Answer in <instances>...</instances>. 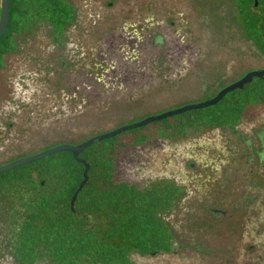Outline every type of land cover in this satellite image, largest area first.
Listing matches in <instances>:
<instances>
[{"label": "rangeland", "instance_id": "obj_1", "mask_svg": "<svg viewBox=\"0 0 264 264\" xmlns=\"http://www.w3.org/2000/svg\"><path fill=\"white\" fill-rule=\"evenodd\" d=\"M71 1L79 4L76 20L60 41L50 24L41 23L17 36L16 48L3 56L0 165L211 99L252 69L264 68V55L238 22L236 0ZM165 20L182 29L185 56L163 68L143 60L139 67L147 78L110 83L103 70L112 64L133 69L134 56L143 53L124 46L121 57L104 59L109 38L125 26L140 33L138 23L154 28ZM93 58L100 60L97 69ZM150 128L155 135L140 144L133 143L140 129L119 135L117 175L140 183L171 177L186 195L164 216L173 250L133 253L132 264H264V105L249 106L235 129L205 127L173 137ZM92 154L90 149L84 157L91 161ZM12 222L0 211V264H21L2 253Z\"/></svg>", "mask_w": 264, "mask_h": 264}, {"label": "trees", "instance_id": "obj_2", "mask_svg": "<svg viewBox=\"0 0 264 264\" xmlns=\"http://www.w3.org/2000/svg\"><path fill=\"white\" fill-rule=\"evenodd\" d=\"M237 1L240 25L264 53V8H252L253 0ZM10 11L8 29L0 42V67L3 56L16 48L14 32L31 30L35 19H44L53 35L60 36L73 9L64 0H12ZM252 83L214 106L129 130H141L133 143L152 139L151 126L158 136L173 137L205 127L235 129L248 105L264 102L263 79ZM120 136L96 143L81 154L84 157L93 150L91 161L87 159L89 180L79 193L75 210L71 199L83 180L84 165L69 151L0 173V211L13 221L2 253L21 264L39 259L50 264H131L133 253L171 252L174 234L164 216L183 200L186 188L175 179L137 183L117 175L115 154L122 147Z\"/></svg>", "mask_w": 264, "mask_h": 264}, {"label": "flooded vegetation", "instance_id": "obj_3", "mask_svg": "<svg viewBox=\"0 0 264 264\" xmlns=\"http://www.w3.org/2000/svg\"><path fill=\"white\" fill-rule=\"evenodd\" d=\"M64 1L67 2L73 9L72 17H71V20L69 21V23H71V22L76 20L75 16H76V11L78 10L79 4L77 2L71 1V0H64ZM257 1H258V4L256 5L255 4L256 0H253L251 7L257 11H259V10L261 11L264 8V0H257ZM11 2H12V0L10 1V5H11ZM236 3H237V8H238V1L237 0H236ZM111 4L112 3L109 2V5H111ZM21 6L23 7V5H21ZM45 22H46V20H44V19H41V20L35 19L33 21V24H35L34 28L37 27L38 25H40L41 23H45ZM175 22H176L175 20H169V22L167 20L157 22L155 24L154 28L152 26L140 25L141 23L140 24L138 23L137 29L140 33H137L135 31V29H136L135 26H134V29H132L131 31L127 30V28L129 26H125V27H123L124 30L120 34L116 35V37L115 36L110 37L109 39L111 41V45L103 48L104 52L101 53L102 54L101 57L104 59L110 58L112 56L121 57V55H123L121 50L123 49L122 47H124V46H132V48H134L135 51L137 50V51H141L143 53V55H141V57H139V58L134 56L135 64H134L133 69H129V68H125V67H117V66L112 64L110 66V68H108L107 70H103V72L108 75V80L110 81V83H120L122 85H124V84L128 85L132 81H138L140 79L142 80L145 77L147 78L149 73L147 71H144V70L141 71V69L139 67V66H141L142 63H144L143 60L146 63H151V61H152L153 66H156L157 68H163V66L168 67V64H169V66H172V60H174V59L179 60L180 57H184L186 54L187 46L183 43L184 36H182V29L179 28V30H177V29L174 30ZM238 22H239V19H238ZM46 23H48V22H46ZM185 23H187L186 18H184L182 20V22L181 21L179 22V24H181V26L184 25ZM34 28H31V30H33ZM261 28H262V35L264 37V27H261ZM27 31H29V30H27ZM24 32H26V31H24ZM24 32H14L12 35V39L14 40V42H16L17 36L23 35L22 33H24ZM141 32H144V36H142ZM245 32H246V30H245ZM246 34H247V32H246ZM54 37L56 39H58V41H60V39H62L64 36L60 35V36H54ZM248 37L256 45L255 40L249 35H248ZM166 39L169 40V43L167 45L164 44ZM116 45H117L119 51L116 49ZM143 48H146L148 51L146 49H144L146 51H143L142 50ZM259 51L264 55V53L260 49H259ZM10 52H12V51H10ZM10 52H8V53H10ZM125 54L126 53L124 52V55ZM133 54H135V52H133ZM93 61H94V63L92 64V67L94 66L97 69L98 67L96 65L100 64V60L99 59L95 60V58H93ZM178 63H179V61H178ZM135 65H137V66H135ZM260 69H264V68L252 69L251 71L260 70ZM90 70H92V69H90ZM118 72H120L119 75H117ZM243 77H241V78H243ZM256 78L257 77H255L253 79V81ZM261 79H263V81H264V76ZM247 85L248 84H246L244 88H246ZM85 86H86V89L90 90L89 84H85ZM262 105H264V102L259 103V104H250L246 107L244 112L247 110V108L249 106H262ZM244 112L242 113V116H241L238 124L241 123V121L243 120ZM238 124L235 126L236 128H237ZM257 134H258V137H260L259 136L260 134L259 133H257ZM238 143H239V141H238ZM138 144H140V143H138ZM262 147H264V146L262 145ZM260 154H262V156H264V148H262L260 150ZM160 160L164 161L165 158L161 157ZM141 163H142V161H141ZM191 165H193V164H191ZM164 178L172 180L171 177H164ZM159 179H162V178H159ZM131 181L140 183V181H138V180H131Z\"/></svg>", "mask_w": 264, "mask_h": 264}, {"label": "water", "instance_id": "obj_4", "mask_svg": "<svg viewBox=\"0 0 264 264\" xmlns=\"http://www.w3.org/2000/svg\"><path fill=\"white\" fill-rule=\"evenodd\" d=\"M10 1L11 0H1L0 42L2 40L3 34L8 29V25L10 21V14H11ZM255 4L256 5L258 4L257 0ZM263 76H264V69L250 71L243 78L225 86L211 99L204 100L198 103L187 104L179 108L168 110V111H165L159 114L150 115L142 119L141 121L134 122L131 124H126L116 129H113L111 131L91 136L88 139H85L84 141L77 143V144H72V143L60 144L50 149L43 150L37 154L19 158L10 163L0 165V173L6 172L9 170H14L24 164H29V163L39 161L43 158L57 154L59 152L69 151L73 154V157L77 162L84 165L83 180L80 182L79 187L77 188V190L75 191L71 199V208L72 210H75V205H76V201L78 199L79 193L84 188V186L87 184L89 180V172L91 169V164L88 162V160L84 157H81V154L83 153L84 150H86L87 148L91 147L92 145L96 143H99L106 139L113 138L126 131L141 128L153 122L162 121L164 119H167V118H170L176 115H180L188 111L204 109L210 106H214L218 104L220 101H222L225 98V96H227L229 93L235 91L236 89H243L245 85L251 83L255 77L262 78Z\"/></svg>", "mask_w": 264, "mask_h": 264}]
</instances>
